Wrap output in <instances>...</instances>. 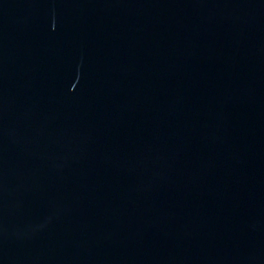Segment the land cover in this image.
<instances>
[{"label": "water", "instance_id": "95a60500", "mask_svg": "<svg viewBox=\"0 0 264 264\" xmlns=\"http://www.w3.org/2000/svg\"><path fill=\"white\" fill-rule=\"evenodd\" d=\"M0 264H264V0H0Z\"/></svg>", "mask_w": 264, "mask_h": 264}]
</instances>
